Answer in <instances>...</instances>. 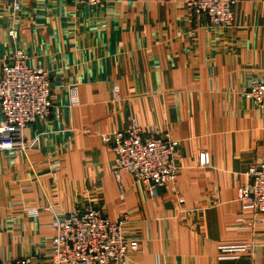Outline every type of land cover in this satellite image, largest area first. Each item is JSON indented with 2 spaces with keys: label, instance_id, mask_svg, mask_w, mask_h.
<instances>
[{
  "label": "crops",
  "instance_id": "crops-1",
  "mask_svg": "<svg viewBox=\"0 0 264 264\" xmlns=\"http://www.w3.org/2000/svg\"><path fill=\"white\" fill-rule=\"evenodd\" d=\"M188 1L0 3V72L21 53L49 74L54 103L47 121L25 128L38 146L0 152V263L43 264L54 217L92 205L111 222L128 214L140 238L132 264H264V224L238 200L248 168L264 160V109L246 98L264 78V0H238L230 31L190 15ZM133 125L179 144L178 177L155 193L117 176L101 139ZM221 246L247 249L227 258Z\"/></svg>",
  "mask_w": 264,
  "mask_h": 264
},
{
  "label": "built area",
  "instance_id": "built-area-1",
  "mask_svg": "<svg viewBox=\"0 0 264 264\" xmlns=\"http://www.w3.org/2000/svg\"><path fill=\"white\" fill-rule=\"evenodd\" d=\"M7 1L0 0V3ZM74 1L91 7L103 3V0ZM237 1L189 0L186 8L190 15L206 16L213 28L230 31ZM26 60V56L17 52L0 72V112L4 117L0 127V152L17 154L38 146L39 140L26 138L25 128L47 121L53 110L49 74L31 69ZM71 91L70 102L77 106L78 97L74 88ZM246 98L264 109V78L251 81ZM101 139L113 150L117 176L126 172L153 193L176 181L177 141L145 136L137 125L113 131ZM200 164H210L209 154L200 155ZM52 166L59 167V163ZM245 176L238 200L244 210L253 214L254 223L264 224V160L252 164ZM29 213L36 217L38 210L32 208ZM128 219V214H123L118 222H111L92 205L57 214L51 223L53 234L49 237L50 247L44 254L43 264H132L139 255L140 238L127 231ZM246 249V246L219 247L221 255L227 258L239 257ZM0 264H33V258L9 259Z\"/></svg>",
  "mask_w": 264,
  "mask_h": 264
}]
</instances>
